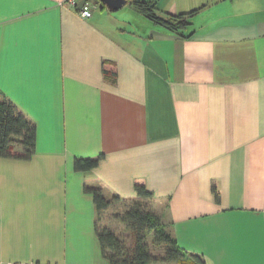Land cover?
<instances>
[{
  "label": "crops",
  "instance_id": "crops-1",
  "mask_svg": "<svg viewBox=\"0 0 264 264\" xmlns=\"http://www.w3.org/2000/svg\"><path fill=\"white\" fill-rule=\"evenodd\" d=\"M62 2L0 0V96L36 130L0 157V264H108L87 190L135 186L185 264H264V0Z\"/></svg>",
  "mask_w": 264,
  "mask_h": 264
},
{
  "label": "trees",
  "instance_id": "trees-1",
  "mask_svg": "<svg viewBox=\"0 0 264 264\" xmlns=\"http://www.w3.org/2000/svg\"><path fill=\"white\" fill-rule=\"evenodd\" d=\"M148 19L153 23L165 27L170 31L178 33L186 24L188 15H164L158 16L154 11L152 2H135ZM191 14V13H190ZM189 14V15H190ZM36 130L35 126L17 111L11 102L0 96V157L9 158H30L35 151ZM98 159L76 161V169L88 170L96 166ZM93 196V204L96 212V237L99 243L101 254L108 264H150L161 261H177L185 264L187 259L176 247L173 239L164 230L159 218L153 213L141 207L125 208L119 217L120 222L130 231L132 241L127 247L118 236L105 227L99 226V217L110 205V201L119 203H137L140 200L150 199L151 193L144 186H135L136 201H124L118 197L105 199L98 189H89ZM125 204V205H126ZM154 232L153 245L162 247L164 255L153 257L146 243L148 233ZM159 258V259H158ZM195 261H197L196 258Z\"/></svg>",
  "mask_w": 264,
  "mask_h": 264
},
{
  "label": "rangeland",
  "instance_id": "rangeland-1",
  "mask_svg": "<svg viewBox=\"0 0 264 264\" xmlns=\"http://www.w3.org/2000/svg\"><path fill=\"white\" fill-rule=\"evenodd\" d=\"M63 5V2L60 4ZM64 6V5H63ZM113 198V197H112ZM111 197L109 199H112ZM110 205L107 208V210H104L102 214L99 217V226L105 227L109 230H112L120 239V241L123 244H126L127 247L130 246V243L132 241V236L130 231L125 227L124 224L120 222L119 217L123 214L125 211V208H134V207H141L142 209H146L145 211H149L156 216L154 213V207L156 206V201L150 200V199H143L138 201L137 203H119V202H113L110 201ZM126 204V205H125ZM154 232H150L146 236V243L149 249L150 254L153 257H161L164 255V249L162 247H157L153 245L152 240H154ZM158 258V259H159Z\"/></svg>",
  "mask_w": 264,
  "mask_h": 264
},
{
  "label": "built area",
  "instance_id": "built-area-1",
  "mask_svg": "<svg viewBox=\"0 0 264 264\" xmlns=\"http://www.w3.org/2000/svg\"><path fill=\"white\" fill-rule=\"evenodd\" d=\"M79 1L82 2L80 5H79ZM63 5L70 8H76L78 6L79 7L78 13L84 19H88L92 16V8H94V6L89 2V0H64ZM10 264H26V263H10Z\"/></svg>",
  "mask_w": 264,
  "mask_h": 264
},
{
  "label": "water",
  "instance_id": "water-1",
  "mask_svg": "<svg viewBox=\"0 0 264 264\" xmlns=\"http://www.w3.org/2000/svg\"><path fill=\"white\" fill-rule=\"evenodd\" d=\"M102 2L107 7V9L112 11L122 7L126 0H102Z\"/></svg>",
  "mask_w": 264,
  "mask_h": 264
}]
</instances>
